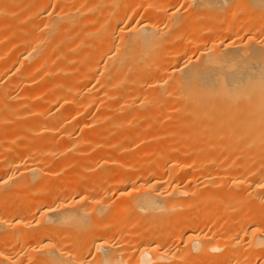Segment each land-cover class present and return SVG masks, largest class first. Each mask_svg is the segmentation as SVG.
Instances as JSON below:
<instances>
[{"label": "bare ground", "instance_id": "obj_1", "mask_svg": "<svg viewBox=\"0 0 264 264\" xmlns=\"http://www.w3.org/2000/svg\"><path fill=\"white\" fill-rule=\"evenodd\" d=\"M0 264H264V0H0Z\"/></svg>", "mask_w": 264, "mask_h": 264}]
</instances>
